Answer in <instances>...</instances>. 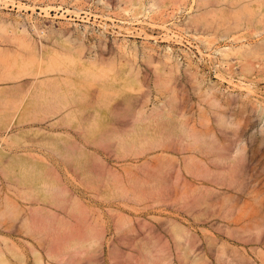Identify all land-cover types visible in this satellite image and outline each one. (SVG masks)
<instances>
[{
  "label": "rangeland",
  "instance_id": "1",
  "mask_svg": "<svg viewBox=\"0 0 264 264\" xmlns=\"http://www.w3.org/2000/svg\"><path fill=\"white\" fill-rule=\"evenodd\" d=\"M154 1L141 0L134 10L110 13L93 0H0V23L16 20L21 28L34 24L53 30L42 40L41 60L34 50L0 41V47H8L0 53V148L6 153L0 156V264H148L145 249L153 244L168 257L167 264H188L194 256L199 264H264V80L259 81L264 68L255 66L253 76H242L238 62L247 53L252 57L244 58L264 63V0L151 6ZM104 2L114 9L119 4ZM201 14L208 22L198 19ZM84 26L95 47L79 48L82 59H92L82 63L71 55L72 42L60 37ZM105 29L107 43L99 37ZM233 45L227 56L216 52ZM143 46L152 50L143 54ZM224 61L233 64L231 70ZM10 71L16 73L6 79ZM63 94L71 101L72 124L53 126L48 122L61 116L56 99ZM163 98L167 105L154 124L138 121L140 107L148 111ZM95 111L94 127L88 124ZM9 120L12 125L4 128ZM182 124L202 134V151L188 147ZM144 128L154 137H170L161 138L163 145H143ZM13 133L16 137L9 139ZM71 142L87 153L65 164L54 151L63 153ZM182 151L192 157L188 169L179 166ZM17 154L52 166L65 197L86 205L85 222L98 219L106 226L102 245L89 248L74 263L48 259L45 241L33 239L25 229L27 208L42 206L66 223L73 217L65 203H52L54 191L47 193L38 180L29 181L32 192L22 191L16 169L8 167ZM88 170L99 182L96 197L80 179ZM106 174L155 179L165 196L140 203L108 200L102 195ZM117 212L130 219L121 233L113 229ZM172 224L180 225L186 240L173 235ZM113 245L119 246L118 257L110 260Z\"/></svg>",
  "mask_w": 264,
  "mask_h": 264
},
{
  "label": "bare ground",
  "instance_id": "2",
  "mask_svg": "<svg viewBox=\"0 0 264 264\" xmlns=\"http://www.w3.org/2000/svg\"><path fill=\"white\" fill-rule=\"evenodd\" d=\"M82 3L87 2L88 0H80ZM186 0H159L158 2L155 0L153 3H151V6L158 5L159 6H166L168 4L173 5H180L185 3ZM95 3L102 4L106 9H110V13H118L119 11L127 10L129 7V10H134L135 8H138L141 5V0H118V6L110 7L108 4L104 2V0H93ZM204 1H200V4H203ZM142 7V6H141ZM76 11H79L80 8L74 7ZM117 10V11H116ZM70 12V11H68ZM73 12V11H72ZM85 13V11H82ZM77 13H81L80 11ZM167 12L166 14H168ZM76 14V13H75ZM78 15V14H76ZM117 15V14H116ZM120 15V14H119ZM203 14H201L202 16ZM199 16V17H201ZM204 17L198 18L201 20ZM103 17V16H102ZM104 17H107L106 14ZM207 18V17H206ZM205 18V19H206ZM108 19V18H107ZM110 19V18H109ZM203 19V20H205ZM248 18H246L247 20ZM208 22V18L206 19ZM205 20V21H206ZM245 20V19H243ZM253 20V19H252ZM196 22H199L195 20ZM194 21V23H196ZM201 21L202 24H207V22ZM249 21V22H248ZM248 24H252L251 19H248ZM121 22V21H120ZM241 22V21H240ZM238 22V23H240ZM19 21L16 20H10L7 24L0 23V41L1 42H7L14 44L15 46H24V48L28 49L29 51L34 50L35 56L38 60L43 59V50L45 51L44 46L46 45L43 43V39H48L51 35L53 30L46 31L45 29H40L34 24H31V27H26L17 25L19 24ZM242 23V22H241ZM240 23V24H241ZM107 24V23H105ZM123 26V25H122ZM103 27V26H102ZM106 27V25H105ZM107 28V27H106ZM230 28V27H229ZM228 28V29H229ZM102 29V28H101ZM100 29V30H101ZM104 29V28H103ZM232 29V27H231ZM114 30V29H113ZM120 31V29H119ZM30 32H33L32 34ZM122 32V31H121ZM131 32V31H130ZM91 32L84 26V29L81 30L79 27H76L74 29L73 33H68L66 37L65 34L60 37V39L64 42H72V47L70 48L71 55L74 56V54L77 55L78 62L85 63L87 61H90L91 57H88L89 59H82V56L78 54L79 48L82 47V45L89 46L88 48L95 47L94 42L92 41V37H87ZM118 33V32H117ZM128 33V32H127ZM119 34H121L119 32ZM118 34V35H119ZM83 35V36H82ZM114 35V34H113ZM116 36V35H115ZM99 37L102 38L103 41H108L109 38L108 34L105 32H99ZM117 38V36H116ZM116 38H113L114 41H116ZM95 40V39H94ZM86 42V43H85ZM107 43V42H106ZM232 46V45H231ZM117 47L120 49L125 48V45L117 44ZM8 49L7 46L2 45L0 47V53H2L3 49ZM22 48V47H21ZM131 49V47H126ZM136 47L132 49V51L135 50ZM143 54L144 50L150 52L152 49L148 46H143ZM234 49L233 47H227L223 49H217L216 52L218 54L224 56H227L228 54L232 53ZM128 50V49H127ZM138 51V50H137ZM139 52V51H138ZM149 55V54H148ZM135 56V55H134ZM251 55H248L247 53L240 54L238 57V62L241 67V75L245 76V73L247 74L250 72L253 76V72L257 67H263L264 63L262 62H254L250 58H244ZM85 57V56H84ZM252 57V56H251ZM94 58V57H93ZM168 55L166 56V59H170ZM257 59V58H256ZM119 60V59H118ZM52 61V60H51ZM261 61V60H260ZM263 61V60H262ZM264 62V61H263ZM39 64V63H37ZM50 64V63H49ZM48 64V65H49ZM70 64V63H69ZM52 65V64H51ZM224 67H226V70H231L232 63L228 61H224ZM52 68V66H49ZM255 67L254 70H252ZM66 68V67H65ZM64 68V69H65ZM56 70V68H54ZM53 70V69H52ZM58 70V68H57ZM62 70V69H59ZM260 70V69H259ZM24 73L26 72L25 69H23ZM48 71V70H46ZM51 71V70H49ZM67 71V70H66ZM252 71V72H251ZM264 71V70H262ZM63 72V71H62ZM256 72V71H255ZM8 73V71L6 72ZM16 72L10 71L9 75L6 79L13 78L14 74ZM249 73V74H250ZM261 74V70L258 72ZM256 73L254 78L259 75ZM247 76V75H246ZM251 76V75H250ZM262 77L258 76V80ZM53 77H48V82L53 81ZM38 80V79H37ZM73 86V85H72ZM64 90V89H63ZM57 91V89H56ZM11 95V94H10ZM75 98V97H74ZM67 99V101H66ZM94 101V100H93ZM96 101V100H95ZM92 102V101H91ZM258 102V101H257ZM71 101L68 97H66L65 94L59 95L56 99V104L58 108H62L63 112L60 113L61 116H57L54 119L50 120L48 123L51 125H71L72 120L70 119V116L72 115L73 108H68L70 106ZM67 104V105H66ZM102 105V104H101ZM167 105V101L165 98L158 100L153 104V106L149 107L148 111H146L145 107H140L137 111V119L138 121L144 123V122H153V124L156 122L157 118L161 117L163 115V110ZM61 110V109H60ZM59 111V110H57ZM60 112V111H59ZM94 119L92 122H89L88 125H93L94 127L97 124V113L95 111ZM110 116V115H109ZM112 117V116H111ZM199 119L202 121L205 120L204 116L200 115ZM87 121V120H86ZM13 121L9 120L7 123H5V127L7 128L10 125H12ZM183 123V122H182ZM157 124V123H156ZM44 130V129H42ZM184 132V135L186 136V140H188L190 148L192 150H198L202 151L203 147V140L204 137L201 133H198L193 128H189L186 125L182 124V129ZM55 134V133H54ZM58 134H66L64 132H59ZM162 135V136H161ZM158 137H154L152 135H149L146 133V129L144 128L142 130V133L140 136L144 137L143 145H163L161 138H163L164 134H161ZM16 137V133L10 134L9 139H14ZM170 137L166 136L165 138ZM161 141V143H160ZM164 142V140H163ZM225 145V144H224ZM65 150L62 153L60 150L54 151L56 155H59L63 158L64 163L73 161L75 157L79 156L82 157L86 155L87 152L82 151L80 147L75 146L74 142L68 143L67 146H64ZM3 148H0V156L3 155L5 151H2ZM180 150H182L180 148ZM184 152V151H182ZM185 156L180 161L179 166H184V168L188 169V163L192 162V157L189 153L184 152ZM6 153H4L5 155ZM89 155V154H88ZM95 156H97V152L94 153ZM85 158H88L86 156ZM99 158V156H98ZM235 158V156H234ZM183 162V163H182ZM8 167L13 169H16L14 172L15 175V181L18 186H22V191H28L32 192L33 189L30 188L29 181H31L33 178L35 180H38L43 186H46V192H52L54 191L52 203L58 207H67L68 212H70V216L73 217L72 221L70 222H61L60 220L53 219V213L45 211L42 206H31L27 208L26 216H24V224L25 229L27 232L32 234L33 239L46 243V254L50 261L52 262H65V263H74L77 258L82 256L89 248L94 246H100L103 244V242L106 241V226L100 222L98 219L93 220L92 222H85V218L87 215V207L85 204H83L78 198H66V191H64L61 188V185L59 182L56 181V177L53 176L56 172H52L53 168H51L47 164H43L40 160L37 158H28L25 155L17 154V156H12L9 159ZM66 164V163H65ZM76 167V166H75ZM80 167V166H79ZM85 171V170H84ZM82 172L83 174H80V179L86 188V190L89 192L91 196H98L99 191V182L91 179V174H87L85 172ZM16 174H19L18 176ZM35 175L32 177V175ZM42 174H49L47 176H43ZM191 174H207L200 171H193ZM127 184L126 185V181ZM148 184H150L149 190L144 189ZM157 180L152 181H141L138 179V177H132L131 175H127V177H123L117 174H106L105 175V181L103 184L104 187V193L102 194L105 198H108V200L119 198L122 200L131 201L134 203H140L142 201L146 200H152V201H158L161 197H164L165 194L162 193L160 189H157ZM179 184V183H178ZM146 185V186H145ZM45 188V187H44ZM167 191V190H166ZM165 192V191H164ZM181 193V192H180ZM61 196V197H60ZM130 222V219L127 214L123 212H117L114 219H113V229L116 233H121V230L123 227L128 225ZM171 231L173 235L177 239H184V230L180 227V225L172 224L171 225ZM186 240V239H184ZM119 246L113 245V247L110 249L109 258L110 260H115L117 256V250ZM153 248L145 249L147 251V261L148 264H167L165 262L168 261L167 256H161V254H158V252H161L160 249H156V245H152ZM145 258V257H144ZM36 259L38 262H40V258L36 256ZM200 259L194 256L193 258H190V260L187 262L188 264H199ZM6 264V263H5Z\"/></svg>",
  "mask_w": 264,
  "mask_h": 264
},
{
  "label": "crops",
  "instance_id": "3",
  "mask_svg": "<svg viewBox=\"0 0 264 264\" xmlns=\"http://www.w3.org/2000/svg\"><path fill=\"white\" fill-rule=\"evenodd\" d=\"M31 34L33 33V32H30ZM34 34V33H33ZM264 79H262V80H259V81H263ZM26 157H28V158H32V156H29V155H25ZM34 158V157H33ZM35 159V158H34ZM89 174H91V172L88 170L87 171Z\"/></svg>",
  "mask_w": 264,
  "mask_h": 264
}]
</instances>
